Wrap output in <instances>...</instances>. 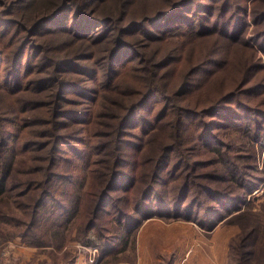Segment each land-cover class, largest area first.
<instances>
[{
  "label": "trees",
  "instance_id": "obj_1",
  "mask_svg": "<svg viewBox=\"0 0 264 264\" xmlns=\"http://www.w3.org/2000/svg\"><path fill=\"white\" fill-rule=\"evenodd\" d=\"M263 3L264 0H255L253 6L262 21ZM241 9L235 0H0V237L19 234L34 240L32 245L41 246L46 237H57L46 224V212L55 213V219L61 221L63 213L71 208V218L77 215V222L90 208L93 211L79 227L85 232L98 228V237L104 239L105 257L116 250L114 243L124 231L129 239L131 228L112 238L100 232L98 217L101 211L110 213L106 206L113 200L112 191L129 192V185L118 186L123 179L132 185L139 177L143 183L133 210L121 208L117 214L119 227L131 226L138 215L141 217L140 210L154 193L155 182H161L164 168L171 165L169 157L173 154L179 160L172 165V179H177L179 169L191 165L189 154L195 155V148L185 143L186 119L191 114L217 117L216 112L221 109L236 113L237 109L227 107L229 100L220 93V85L223 71L233 65L229 53L235 44L250 46L244 36L243 40H236L240 39L239 32L233 24L236 22L241 30L245 21L236 13ZM196 10L201 15L196 17ZM202 42L211 44L203 58L195 56L198 48L193 47L203 45ZM189 44L192 48H186ZM225 49L228 54L220 52ZM258 67L249 72L240 70L248 72L243 81ZM200 74H206V78L197 83ZM253 78L254 75L250 81ZM262 89L264 85L256 83L231 96L240 99L242 94ZM158 102L163 109L153 115ZM143 109L152 112L153 120L144 117ZM252 111L264 115L258 108ZM219 122L208 124L213 130L220 127ZM157 124L159 139L155 138ZM74 125L78 128H72ZM72 137L90 160L89 166L80 170L90 175L99 172L101 180V187L90 193L88 206L84 202L86 189L80 195L61 192L64 181L60 178L64 176L60 173V154L70 148L78 150ZM260 137H264L261 132L256 139ZM230 142L223 140L221 147L211 150L223 158L219 160L222 169L227 167L233 179L235 171L243 166L232 163L241 160L242 155L234 159L227 148H242L240 154L252 148L244 146L243 140ZM129 147H134L135 161L126 168ZM100 155L101 159L94 160ZM122 164L125 171L119 168ZM252 169L257 170L256 166ZM259 173L252 178L256 182L244 178L239 184L247 188L246 194L263 180ZM196 175H185L179 191L181 198L198 186L196 192L210 193L219 205L226 201L242 204L244 198L232 191H220L209 182L195 185L199 178ZM22 185L24 188H20ZM237 189L236 186L234 190ZM114 200L122 202L125 197ZM13 203L24 210L26 219H19L8 210ZM250 211L251 208L241 211L237 217H247ZM10 224L15 229L10 230ZM40 235L45 239L40 240ZM250 236L236 248H244L239 254L243 264H252L253 253L245 251ZM58 263L59 260L54 264Z\"/></svg>",
  "mask_w": 264,
  "mask_h": 264
},
{
  "label": "rangeland",
  "instance_id": "obj_2",
  "mask_svg": "<svg viewBox=\"0 0 264 264\" xmlns=\"http://www.w3.org/2000/svg\"><path fill=\"white\" fill-rule=\"evenodd\" d=\"M197 1L210 2V0ZM254 2L255 0H247L246 2L235 0V5L242 7L236 13L242 16L245 21L241 30L237 28L236 22L233 24L239 32L237 36L240 39L236 40H243L244 36V40L252 47L236 43L232 49V53H229L227 49H225L226 51H220L223 54L229 53L233 61V65L229 67L230 69L223 71L224 80L220 85V93L223 96L226 95L229 100L227 107L237 109L236 113H230L226 109H221L219 112L217 111L218 113L216 112L218 114L217 117L213 115H201V117H197V115L191 114L190 119H186L185 126L188 136L185 143L187 147L195 148V155L188 153L191 165L179 169L176 174L177 179H172L174 171L172 165L178 163L179 160H177V157L174 158L173 154L169 157L171 165L164 168L160 175L161 182L159 180L155 182V191L150 195V199L146 201L147 206L141 208V217L138 215L131 226L125 225L123 228L119 227L117 224V214L121 208L127 211L133 210L137 202L136 198L140 195L141 189H139V185L143 184L139 177L132 185L130 184V180L123 179L118 186L125 187L129 185V192L126 193L125 190L118 189L113 190V200H109L108 204L106 203L108 205L106 207L110 213L100 212L98 217V225L101 224L100 232L112 238L117 236L118 232L131 228L133 231L130 238L128 239L125 231L123 234H120L121 237L118 236V240L114 243L117 247L116 250L109 257H105L102 252L104 239L98 237V228H92L88 232H85L79 227L82 219L85 220L84 218L90 215V212L93 211L92 209L90 210L89 208L87 210L88 213L81 215L77 222L74 221L77 215L71 218L70 214L72 212L69 211L72 210L71 208H68L63 213L64 217L61 216L63 218L61 221L55 219L57 217V215H54L55 213L46 212L45 215L48 218L46 224L51 227V230L57 237H46L48 238L44 243L46 245L35 246L32 245L34 240L28 237L25 238L19 234L10 236L12 234L11 231L9 233L10 237L7 234V238L3 239L0 237V264H54L58 260V264H100V262H103V264H243L244 262L242 258L240 259L239 254H241L244 248H241L242 250L239 248L236 250V248L241 246L244 238L249 236V234L251 236L247 239L245 251L253 253L251 255L252 264H262V261H264V137L256 138L259 132L264 134V115L255 113L254 111L251 112V109L258 108L264 111V89L258 92L250 91L247 94H242L240 99L231 96L236 90L251 89V85L253 84L264 85V21L258 19V12H254ZM261 7L264 8V3ZM194 15L197 17L201 13L196 10ZM196 40L202 39L198 38ZM215 41L217 44L220 42L219 40ZM202 44L193 46L194 48H198L195 51V56L201 58L208 53L211 47L209 43L207 46L203 42ZM188 47L192 48L191 44L186 48ZM253 52L254 57H252ZM251 57L252 59H250ZM245 62L247 66H244ZM251 64L252 66L250 67ZM255 67L258 68L251 71L250 77L252 78L254 75L253 80L250 81L249 78V81H243L242 78L248 74L249 70ZM240 70H248V72L244 73ZM229 72H233V74ZM196 78H198L197 83H199L201 78H206V74L197 75ZM215 87L212 86V89ZM160 104L158 102L157 106H155L153 115L159 114L163 109V105ZM142 114L145 118L147 116L151 120L154 118L149 109L147 111L143 109ZM244 116L247 119H243ZM215 120H220V124L218 123L220 127L212 130V126L208 122L212 123ZM202 122L206 126L205 131L201 128ZM258 126H261L260 129ZM148 127L151 128L152 126ZM72 128H78V126L74 125ZM156 130L155 138H158L160 133V126L158 124ZM246 131L247 134H245ZM165 132L167 133V130ZM21 136H25V134L21 133ZM80 136L82 135H77V137ZM74 138L72 137L71 142L77 140ZM232 139H237V141L243 140L244 146L250 147L251 145L250 148H252L243 151L245 154H240L242 148L236 151L234 146L231 147L233 150L227 148L228 151H231L230 154L234 156V159H236V156L239 159V155H242L241 160L236 159L232 163L238 162L243 166L237 172L235 171L234 175H236V178L233 177V179L232 173L229 172L227 167L224 170L222 169L223 166L219 160L223 161V158L211 150L216 146L221 147L223 140L225 143H231ZM252 141L254 143H251ZM75 144L78 150L74 151L70 148L60 154V173L64 176V178H60L64 181L60 185L61 192L80 195L86 189L84 202L88 206L91 202L90 193L101 187V180L99 179V172L91 173L90 175L86 174L84 170H80L88 167L90 160L88 155L84 154L81 145L76 142ZM207 144H212L213 146L208 147ZM82 145L85 147L84 144ZM133 148L129 147L127 149L128 151L125 155L126 168L130 167L129 164L131 162L135 161ZM225 150L226 147L223 148V151ZM102 156H95L94 160L101 159ZM254 166L257 168L255 171L252 169ZM119 168L125 171L123 164ZM75 169L77 170L74 172L73 170ZM192 170L196 171L199 176L194 183L195 185L210 183V185L218 188L220 191H232L237 195H241V198H244L242 204L225 200L227 204L222 203V205H219V201L217 202L212 198L210 193L196 192L195 190L199 189L198 186L194 187L189 195L181 198L182 196L180 197L179 191L185 181V175L187 173L196 175ZM256 172H260L259 174L262 176L263 182L259 181L260 183L252 188L250 193L247 191L248 193L246 194L247 188H243L239 184L243 183L244 178L247 181L256 182L253 181ZM138 173L135 172L134 174ZM180 174L182 175L179 176ZM207 175L209 176L207 177ZM66 176L68 177L67 179H65ZM78 176L81 179H78ZM236 179L239 181L236 182ZM236 186L238 188L237 191L234 190ZM20 188H24V185ZM120 196H124L125 200L116 202L114 199ZM49 206L48 208H51ZM44 208L47 207L45 206ZM249 208H251V211L247 217H237L239 212ZM196 209L200 213H196ZM8 210L12 211L19 219L24 220L27 218L24 215V210L15 204ZM196 217L198 218L196 219ZM72 224L74 225L72 226ZM7 227L10 230L15 229V226L11 224ZM19 230L23 231L24 229L20 228ZM39 238L40 240L45 239L41 235ZM65 240L67 241L65 242ZM62 245V248H58Z\"/></svg>",
  "mask_w": 264,
  "mask_h": 264
}]
</instances>
